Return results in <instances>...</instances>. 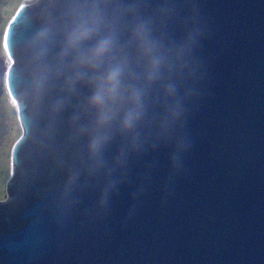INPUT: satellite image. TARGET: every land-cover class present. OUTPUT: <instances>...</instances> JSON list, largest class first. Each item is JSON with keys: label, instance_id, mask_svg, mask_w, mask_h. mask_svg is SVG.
Masks as SVG:
<instances>
[{"label": "water", "instance_id": "water-1", "mask_svg": "<svg viewBox=\"0 0 264 264\" xmlns=\"http://www.w3.org/2000/svg\"><path fill=\"white\" fill-rule=\"evenodd\" d=\"M164 3L176 5L180 20L195 8L204 28L194 53L198 94L186 102L179 133L191 146L179 171L174 138L130 156L103 212L102 178L81 176L58 203L68 174L85 164V141L76 136L84 118L73 119L89 89L54 88L42 117L30 119L21 40L38 25L17 34L26 6L8 24L1 49L11 62L0 57V98L14 100L21 136L0 202V264H264V0H149L148 12ZM170 31L179 40L187 26ZM58 100L64 108L53 116ZM120 143L109 145V162Z\"/></svg>", "mask_w": 264, "mask_h": 264}, {"label": "clouds", "instance_id": "clouds-1", "mask_svg": "<svg viewBox=\"0 0 264 264\" xmlns=\"http://www.w3.org/2000/svg\"><path fill=\"white\" fill-rule=\"evenodd\" d=\"M26 7L17 34L38 25L21 40L26 54L21 99L30 107V119L42 117L54 88L69 95L81 86L89 89L81 114L73 119L75 124L84 118L76 136L85 141V164L68 174L58 203L72 197L81 176L102 178L97 206L105 211L125 178L129 157L173 138L171 165L179 171L180 156L191 146L179 134L185 105L198 94L195 83L200 78L194 53L204 28L195 8L180 20L172 3L149 13V0H28ZM177 22L187 26L179 40L170 31ZM63 108L64 101L58 100L50 112L55 116ZM117 137L119 150L109 162L105 153Z\"/></svg>", "mask_w": 264, "mask_h": 264}, {"label": "rangeland", "instance_id": "rangeland-1", "mask_svg": "<svg viewBox=\"0 0 264 264\" xmlns=\"http://www.w3.org/2000/svg\"><path fill=\"white\" fill-rule=\"evenodd\" d=\"M26 0H0V57L4 59L1 49L5 30L17 10L25 5ZM5 66L8 65L4 60ZM0 98V202L6 201V183L10 178V156L14 144L21 136L17 121L16 105L6 95Z\"/></svg>", "mask_w": 264, "mask_h": 264}, {"label": "bare ground", "instance_id": "bare-ground-1", "mask_svg": "<svg viewBox=\"0 0 264 264\" xmlns=\"http://www.w3.org/2000/svg\"><path fill=\"white\" fill-rule=\"evenodd\" d=\"M27 2H28V0H26V2H25V5H23V6H26L27 5ZM4 60L5 61H7V64H10V60H9V58L7 57V55L6 54H4ZM8 96V95H7ZM9 97V96H8ZM10 98V97H9ZM11 99V98H10ZM11 102L14 104V106H15V102H14V100L13 99H11Z\"/></svg>", "mask_w": 264, "mask_h": 264}, {"label": "trees", "instance_id": "trees-1", "mask_svg": "<svg viewBox=\"0 0 264 264\" xmlns=\"http://www.w3.org/2000/svg\"><path fill=\"white\" fill-rule=\"evenodd\" d=\"M1 98H2V99H5V100L7 99L5 94H3ZM0 103H1V102H0Z\"/></svg>", "mask_w": 264, "mask_h": 264}, {"label": "snow or ice", "instance_id": "snow-or-ice-1", "mask_svg": "<svg viewBox=\"0 0 264 264\" xmlns=\"http://www.w3.org/2000/svg\"><path fill=\"white\" fill-rule=\"evenodd\" d=\"M22 21V20H21Z\"/></svg>", "mask_w": 264, "mask_h": 264}]
</instances>
